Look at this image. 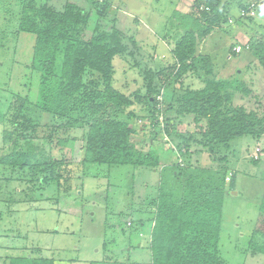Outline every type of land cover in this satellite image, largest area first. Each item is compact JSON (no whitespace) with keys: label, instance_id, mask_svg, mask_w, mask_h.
<instances>
[{"label":"rangeland","instance_id":"374dc122","mask_svg":"<svg viewBox=\"0 0 264 264\" xmlns=\"http://www.w3.org/2000/svg\"><path fill=\"white\" fill-rule=\"evenodd\" d=\"M1 1L5 0H0V5L10 10L0 18V147L4 142L0 153H8L15 143L31 157L27 168L0 166V264L9 257L42 258L50 264H152L148 238L139 233L150 231L155 211L154 205L147 202L150 197L156 198L158 180H164L166 188L182 189L183 177L173 174V168L195 172V176L225 171V177H234L238 196L225 193L222 234L238 222L249 227L264 194V137H240L226 150L202 149L197 147L201 138L195 135L190 117L172 124L171 138L162 125L137 135L139 149L155 150L161 167L170 168L166 180L156 172H140L130 166L90 165L86 169L82 141L85 129L64 133L56 118L36 107L39 73L31 62L34 40L17 31L22 3L39 7L47 2L61 9L63 0ZM200 1L204 0H90L88 28L99 19L103 24H120L116 26L128 48L124 57L113 62L114 88L126 95H146L149 80L152 84L163 83L168 70L174 67L170 48L171 44L175 48L178 41L174 38L178 19L198 11L195 3ZM262 2L221 0L218 8H223L224 14L218 26L211 25V32L198 49L210 59L216 78L235 77L251 90L250 97L233 96L231 106L259 117L264 116V71L252 53L255 46L264 45ZM104 7L106 14L100 17L98 10ZM248 9L255 15L240 17V11ZM236 46L242 49L234 54ZM187 78L183 79L184 87H202L197 78ZM23 120L28 121L26 126ZM137 125L143 126L140 121ZM7 131L10 138L5 140L3 132ZM190 142L194 148L182 152L183 144ZM257 148L259 153L255 152ZM185 152H190L188 159L182 157ZM254 155L257 162L253 161ZM178 157L184 168L191 169L178 171L183 168ZM234 191L230 194L236 196ZM140 221L144 225L139 226ZM221 246L227 264H264L263 256L250 258L244 244L230 257L229 249Z\"/></svg>","mask_w":264,"mask_h":264},{"label":"trees","instance_id":"16d2710c","mask_svg":"<svg viewBox=\"0 0 264 264\" xmlns=\"http://www.w3.org/2000/svg\"><path fill=\"white\" fill-rule=\"evenodd\" d=\"M5 1L1 3L5 4ZM220 1L196 2L198 11L178 19L180 22L174 35L178 41L171 52L174 67L168 70L169 74L161 85L149 80L146 95L139 92L126 95L114 88L113 62L124 57L128 48L123 40L124 34L115 23L103 24L99 19L91 29L88 28L90 0H63L61 9L47 2L39 7L22 3L17 31L32 36L34 40L31 62L39 73L36 107L56 118L64 133L85 129L82 141L86 169L90 165L130 166L140 172H156L164 177L170 168L161 167L155 150L139 149L137 135L162 125L171 138L169 129L172 124L190 117L196 127L195 135L201 138L198 146L195 144L202 149L211 151L218 147L226 150L240 137H264V116L231 106L237 94L250 97L251 90L235 77L216 78L210 59L198 50L211 32V25L218 26L220 15L224 14L223 8H218ZM7 9L6 5H0V18L9 12ZM106 9L98 10L100 17L106 14ZM252 55L264 71V45L255 46ZM188 74L197 76L202 84L200 89L182 85ZM170 80L174 90L170 88ZM157 96L161 97L160 102ZM159 103L163 108L162 124L156 117ZM138 121L143 126H138ZM21 122L22 125L25 123L24 126L28 123L27 120ZM3 138H10V132H3ZM192 144L184 143L182 152L194 148L190 146ZM18 147L14 143L8 153H0V166L29 167L30 152ZM189 154L185 152L182 157L188 159ZM258 160L253 159L254 162ZM183 168L178 171L191 169ZM172 172L183 177L182 189L166 188L162 184L164 180L161 183L158 180L157 196L148 198L147 202L154 205L155 211L150 219L153 223L149 247L151 263L227 264L219 250V236L223 200L225 193L235 189L234 177H225V171L197 173L198 176L195 172H177L174 168ZM225 180L229 182L225 183ZM179 191V195L174 194ZM258 211L245 249L251 256L264 255V194ZM3 263L52 262L42 258L9 257Z\"/></svg>","mask_w":264,"mask_h":264},{"label":"crops","instance_id":"0c3cea01","mask_svg":"<svg viewBox=\"0 0 264 264\" xmlns=\"http://www.w3.org/2000/svg\"><path fill=\"white\" fill-rule=\"evenodd\" d=\"M116 25L117 26H119L120 24H117L116 23ZM119 28V27H118ZM163 41V40H162ZM137 43V42H136ZM135 43V44H136ZM163 43H164V41H163ZM172 48H173V45L171 44V48H170V53L172 52ZM159 58V57H158ZM228 58H229V56H228ZM162 61H164V59L162 60ZM161 61V62H162ZM172 61H173V58H172ZM160 61H158V63H159ZM173 64V63H172ZM186 77H188L187 78V80H189V78H197V76L196 75H194V74H188ZM185 77V78H186ZM198 79V78H197ZM199 81V80H198ZM198 83H200V81L198 82ZM202 85V84H201ZM234 193L236 194V196H233L232 194H230V192H229V195L230 196H232L233 198H237V193L234 191ZM262 197H263V195L261 196V198L260 199H262ZM258 208H259V204H257L256 205V208H255V213H254V215L253 216H251V223H250V225H249V227H244L245 225H243V224H241L240 222H238V224L239 225H236L234 228H230V232H228L226 235L224 234H222V232H223V225H224V222L223 221H221V230H220V236H219V250H220V253H221V249H220V246H221V243L223 242L224 244L221 246V247H223L224 249H229V252H227L228 253V256L229 255H231V256H233V255H235V254H233V252L232 251H237L238 250V248H240V245L241 244H244V247L246 248V244H247V241H248V237H249V235H250V233H251V230H252V227H253V225H254V222H255V220H256V217H257V215H258V213H259V211H258ZM254 209V208H253ZM138 216V215H137ZM140 216V218H141V216L142 215H139ZM151 224V228H152V226H153V223H150ZM141 225H144V223H143V221H140L139 222V226H141ZM151 228H150V231H151ZM136 229H140V228H136ZM141 230V229H140ZM150 231H149V233H147V232H143V231H141V233H139V236L140 237H144V236H146L147 238H148V240H147V243L149 244V247H150V242H151V236H150ZM145 234V235H144ZM222 236H223V238H222ZM241 251H244V250H241ZM243 254V253H242ZM248 254V253H247ZM249 255V254H248ZM256 255H253V256H250V258H252V257H255ZM259 256H263L264 257V255H259ZM230 257V256H229Z\"/></svg>","mask_w":264,"mask_h":264},{"label":"built area","instance_id":"2783aa9c","mask_svg":"<svg viewBox=\"0 0 264 264\" xmlns=\"http://www.w3.org/2000/svg\"><path fill=\"white\" fill-rule=\"evenodd\" d=\"M202 10H203V8H201ZM204 10H208L207 8H204ZM255 15V11L254 10H249L248 9V11H244V10H241L240 11V17H253ZM241 47L240 46H236V47H234L232 50H233V52L235 53V54H237V53H240V51H241ZM157 101H161V97H159V96H157ZM157 110L159 111V114L158 115H156V117H157V121H158V123H160V124H162V121H163V117H162V115H161V113H162V110H163V108H162V104L161 103H159L158 105H157ZM255 152H257V153H259L260 152V150L257 148L256 150H255ZM179 159H178V164H179V166L180 167H183L184 165H183V163H182V160H181V157H178ZM253 158L256 160L257 159V156H253ZM226 180H229L228 178H226Z\"/></svg>","mask_w":264,"mask_h":264},{"label":"water","instance_id":"95a60500","mask_svg":"<svg viewBox=\"0 0 264 264\" xmlns=\"http://www.w3.org/2000/svg\"><path fill=\"white\" fill-rule=\"evenodd\" d=\"M263 5H264V3L262 2V3H261V6H263Z\"/></svg>","mask_w":264,"mask_h":264}]
</instances>
